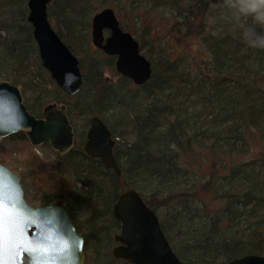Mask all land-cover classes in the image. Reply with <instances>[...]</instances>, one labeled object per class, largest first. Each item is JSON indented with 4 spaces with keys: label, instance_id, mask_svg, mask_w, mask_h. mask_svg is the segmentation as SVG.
Returning <instances> with one entry per match:
<instances>
[{
    "label": "trees",
    "instance_id": "obj_1",
    "mask_svg": "<svg viewBox=\"0 0 264 264\" xmlns=\"http://www.w3.org/2000/svg\"><path fill=\"white\" fill-rule=\"evenodd\" d=\"M91 1L53 0L47 7L49 22L56 23L55 31L78 58L83 75L80 91L68 96L41 65L27 0H0L1 81L20 88L23 103L36 117L50 102L64 104L73 130V117L89 125L97 116L116 141L120 175L88 157L86 133L75 134L72 149L56 153L52 178L70 179V190L53 186L41 196L43 202L68 205L85 238L84 264H131L110 250L120 226L112 207L127 188L155 212L184 264H225L247 254L264 255V45L256 48L246 38L247 26L257 21L231 7L236 0H102L99 7H111L116 15L139 7L173 21L180 35L196 27L190 34H197L202 46L199 65L190 66L185 54L171 59L163 46L154 58L147 57L150 79L135 86L124 77L114 83L104 75V67H114V57L91 44L96 12ZM119 23L142 51L146 34L137 38ZM197 105L198 111L189 110ZM187 176L194 183L181 186ZM76 212L85 217V232Z\"/></svg>",
    "mask_w": 264,
    "mask_h": 264
},
{
    "label": "water",
    "instance_id": "obj_2",
    "mask_svg": "<svg viewBox=\"0 0 264 264\" xmlns=\"http://www.w3.org/2000/svg\"><path fill=\"white\" fill-rule=\"evenodd\" d=\"M53 0H27V21L32 27L42 67L68 96L76 95L83 84L78 58L62 41L48 19L47 7ZM217 3L219 0H210ZM264 30L257 22L246 28V38L256 48V33ZM105 31L108 33L105 35ZM91 43L107 56H114L116 72L135 85L146 83L152 73L150 60L138 41L124 31L115 11L104 7L91 18ZM24 132L32 146L48 144L58 154L74 145L75 133L64 104L45 105L36 117L23 103L21 90L8 81L0 82V138ZM116 141L107 125L97 116L90 119L83 149L117 175ZM119 222L112 250L115 258L131 264H184L166 239L157 215L133 188L123 190L112 207ZM85 238L78 231L68 205L53 201L44 206L30 205L20 176L0 162V264H84ZM225 264H264V255L247 254Z\"/></svg>",
    "mask_w": 264,
    "mask_h": 264
},
{
    "label": "rangeland",
    "instance_id": "obj_3",
    "mask_svg": "<svg viewBox=\"0 0 264 264\" xmlns=\"http://www.w3.org/2000/svg\"><path fill=\"white\" fill-rule=\"evenodd\" d=\"M101 2L102 0H92L90 3L95 7H91V11L97 12L104 8L102 6L99 7V4L102 5L105 3ZM134 8L136 7H132V11L126 8L117 15V17L119 21H122L137 38L146 34L144 38L146 45L142 50V53L146 57L149 59L154 58L156 50L164 46L165 48H168L166 49L169 51L171 59L178 58L181 54H185L187 55L190 66L194 67V65L200 64L203 60L202 46L197 38V34H190L196 30V27L192 30H188V33L186 32L183 35H180L173 30V21H167L166 19L160 20L158 16L153 13L145 12L139 7L133 10ZM50 23L52 27L56 29V23L54 20H51ZM59 25L61 26V23ZM145 27H148L147 33H144ZM90 30L91 28H89V32ZM248 62L254 63L253 58H250ZM103 73L105 76L111 78L114 83L122 77L116 72L115 65L113 68L107 66L104 67ZM1 80L2 79H0V82ZM128 84L126 82L127 86H129ZM26 99H29V102H32L29 92H27ZM191 107L192 106L189 107L191 112L200 109V105H197L195 109H192ZM73 122L76 135L80 133L82 134L83 132L86 133L89 128L88 124L84 123V121L79 122L75 117H73ZM247 155L248 154L245 156ZM0 162L20 176L25 198L31 205L39 204L43 192L52 190L54 188L53 186H56L57 189H61V192L65 193L71 188L70 179L62 177L58 181L52 180L58 169L57 157L56 152L46 143L41 146H32L26 137H2L0 138ZM194 181L193 177L187 176L183 177L179 181V184L188 187L189 185H192ZM75 218L81 230L85 232L86 230L83 226L85 217L83 214L76 212ZM113 247L114 244L111 245L110 250H112Z\"/></svg>",
    "mask_w": 264,
    "mask_h": 264
},
{
    "label": "clouds",
    "instance_id": "obj_4",
    "mask_svg": "<svg viewBox=\"0 0 264 264\" xmlns=\"http://www.w3.org/2000/svg\"><path fill=\"white\" fill-rule=\"evenodd\" d=\"M231 7H237L241 14L252 15L257 24H264V0H236V4ZM258 41H264V30L256 33Z\"/></svg>",
    "mask_w": 264,
    "mask_h": 264
},
{
    "label": "flooded vegetation",
    "instance_id": "obj_5",
    "mask_svg": "<svg viewBox=\"0 0 264 264\" xmlns=\"http://www.w3.org/2000/svg\"><path fill=\"white\" fill-rule=\"evenodd\" d=\"M108 33V31H105V35ZM101 51V50H100ZM112 57H114V56H112ZM114 59H115V57H114ZM89 123H90V121H89ZM74 131V130H73ZM87 132V131H86ZM74 133H75V131H74ZM84 145V144H83ZM53 201H56V200H50V201H48V202H43L42 200L40 201V203L39 204H37V205H32V206H44V205H47V204H49V203H51V202H53ZM30 204V203H29ZM31 205V204H30ZM70 210V209H69ZM116 245H117V243H115Z\"/></svg>",
    "mask_w": 264,
    "mask_h": 264
}]
</instances>
